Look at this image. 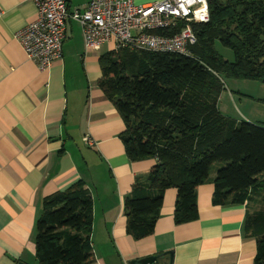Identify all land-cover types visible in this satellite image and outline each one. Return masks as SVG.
Returning <instances> with one entry per match:
<instances>
[{
    "label": "crops",
    "instance_id": "1",
    "mask_svg": "<svg viewBox=\"0 0 264 264\" xmlns=\"http://www.w3.org/2000/svg\"><path fill=\"white\" fill-rule=\"evenodd\" d=\"M65 1L69 9L88 2ZM36 13L33 0H0V264H38L42 199L77 179L92 197L93 260L86 264H129L168 252L156 264H253L256 241L244 228L246 206L213 204L210 181L197 186L196 219L175 223L170 187L153 232L140 239L126 233L124 198L155 159L128 160L118 136L123 119L97 83L99 57L112 44L86 50L80 25L68 19L62 56L40 71L15 37Z\"/></svg>",
    "mask_w": 264,
    "mask_h": 264
},
{
    "label": "trees",
    "instance_id": "2",
    "mask_svg": "<svg viewBox=\"0 0 264 264\" xmlns=\"http://www.w3.org/2000/svg\"><path fill=\"white\" fill-rule=\"evenodd\" d=\"M206 1L208 20L192 23L189 54L123 47L99 57L97 83L123 119L118 136L128 160L155 159L124 198L125 230L134 239L151 234L170 187L175 223L196 219L197 186L210 181L213 204L246 206L253 264H264V124L226 116L217 106L222 76L264 81V0ZM216 40L231 49L232 61L217 54ZM91 227L83 180L45 196L35 224L37 263L91 262Z\"/></svg>",
    "mask_w": 264,
    "mask_h": 264
},
{
    "label": "built area",
    "instance_id": "3",
    "mask_svg": "<svg viewBox=\"0 0 264 264\" xmlns=\"http://www.w3.org/2000/svg\"><path fill=\"white\" fill-rule=\"evenodd\" d=\"M36 17L15 37L27 58L40 71H46L62 56L66 21L77 22L86 50L111 43L123 47L159 52L189 54L196 41L194 22H206V0H159L138 4L134 0H88L82 7L69 9L65 0H33ZM161 31V32H157ZM86 145L93 141L87 135Z\"/></svg>",
    "mask_w": 264,
    "mask_h": 264
},
{
    "label": "rangeland",
    "instance_id": "4",
    "mask_svg": "<svg viewBox=\"0 0 264 264\" xmlns=\"http://www.w3.org/2000/svg\"><path fill=\"white\" fill-rule=\"evenodd\" d=\"M217 54L228 61L233 52L219 41L214 42ZM224 89L220 92L217 106L219 111L232 118L264 124V81L222 76ZM215 163L211 170L217 167Z\"/></svg>",
    "mask_w": 264,
    "mask_h": 264
},
{
    "label": "water",
    "instance_id": "5",
    "mask_svg": "<svg viewBox=\"0 0 264 264\" xmlns=\"http://www.w3.org/2000/svg\"><path fill=\"white\" fill-rule=\"evenodd\" d=\"M164 255L165 254H168L169 256L171 255L170 252L168 253H163ZM160 255L157 254V255H149V256H146V257H141V258H138V259H132L129 261V264H156L157 263V260L159 259ZM171 261V259H169V262ZM15 264H25L21 261H17Z\"/></svg>",
    "mask_w": 264,
    "mask_h": 264
}]
</instances>
